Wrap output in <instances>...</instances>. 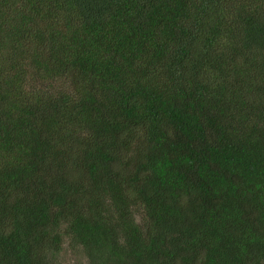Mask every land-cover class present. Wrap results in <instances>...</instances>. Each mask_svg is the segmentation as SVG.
Instances as JSON below:
<instances>
[{
  "label": "trees",
  "instance_id": "trees-1",
  "mask_svg": "<svg viewBox=\"0 0 264 264\" xmlns=\"http://www.w3.org/2000/svg\"><path fill=\"white\" fill-rule=\"evenodd\" d=\"M264 264V0H0V264Z\"/></svg>",
  "mask_w": 264,
  "mask_h": 264
},
{
  "label": "rangeland",
  "instance_id": "rangeland-1",
  "mask_svg": "<svg viewBox=\"0 0 264 264\" xmlns=\"http://www.w3.org/2000/svg\"><path fill=\"white\" fill-rule=\"evenodd\" d=\"M62 250V255L58 258L60 264H86V259L75 250H70L67 245Z\"/></svg>",
  "mask_w": 264,
  "mask_h": 264
}]
</instances>
